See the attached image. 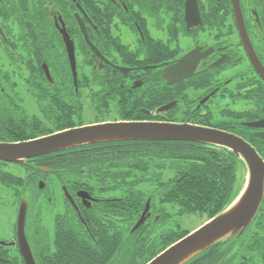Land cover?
<instances>
[{"label": "flooded vegetation", "instance_id": "1", "mask_svg": "<svg viewBox=\"0 0 264 264\" xmlns=\"http://www.w3.org/2000/svg\"><path fill=\"white\" fill-rule=\"evenodd\" d=\"M32 84L41 85L42 101L74 86L63 103L81 106L83 118L60 130L117 121L200 125L237 135L264 162V0H0V129L10 133L0 143L47 135L30 137L33 118L48 127ZM130 142L175 141H106L0 158V264H79L73 249L83 239L106 251L113 229L124 232L129 218L134 225L147 202L139 228L173 226L174 204L150 188L129 215L137 197L128 195V174L99 167ZM238 159L237 194L247 176ZM145 177L165 183L173 174ZM261 213L264 180L246 229L264 238L255 229ZM125 235L119 257L99 254L92 264H121Z\"/></svg>", "mask_w": 264, "mask_h": 264}, {"label": "trees", "instance_id": "2", "mask_svg": "<svg viewBox=\"0 0 264 264\" xmlns=\"http://www.w3.org/2000/svg\"><path fill=\"white\" fill-rule=\"evenodd\" d=\"M40 86L32 84V91L39 94L38 106L48 127L46 129L40 126L39 123L44 124L39 120L40 116L33 118L30 137L54 133V130L61 131L60 129L74 125L83 118L81 106L63 103L69 92L74 93L73 85H63V89L58 92L54 89L48 91L45 101L40 99L42 97ZM82 86L77 85L78 91ZM8 134L10 133L7 130L0 129V137ZM112 155L109 160H102L99 167L101 170L128 174L127 188L130 190L128 195L137 197V201L129 204V215L140 210L141 197H145L144 191L148 188L160 202L165 200L175 207L173 226L165 223L158 226H141L131 231L133 218L128 219V227L124 232H120L122 235L126 234L121 264H145L166 246L189 232V229L181 228L180 221L184 217L197 216L208 220L224 209L238 192L236 181L241 162L231 151L223 147L184 141L130 142L123 150H117ZM149 172H170L173 179L163 183L162 179L145 177ZM138 187L142 190L140 193L135 192L134 195L131 189ZM257 218L259 220L255 229L264 231V213ZM116 232L113 229L110 247L106 251L103 243H99L102 249L98 252L91 247L89 241L83 239L80 247L73 249L78 263L92 264L93 258H98L99 254L104 258L105 253L106 259L110 255L112 260L119 257L120 233ZM259 233L258 237L252 236L249 228L239 239L231 238L224 243H218L184 264H264V243L261 240L264 238L263 234ZM242 256L246 259H242Z\"/></svg>", "mask_w": 264, "mask_h": 264}, {"label": "water", "instance_id": "3", "mask_svg": "<svg viewBox=\"0 0 264 264\" xmlns=\"http://www.w3.org/2000/svg\"><path fill=\"white\" fill-rule=\"evenodd\" d=\"M85 39L88 42L86 34ZM44 69L47 72L46 67ZM73 76L75 79V72ZM167 108L168 105L159 110ZM119 140L187 141L215 145L226 148L240 158L247 170L245 185L224 209L166 246L145 264H184L218 243L239 238L255 217L263 196L264 162L249 143L225 130L187 123L103 122L67 128L27 141L0 143V158L21 161L22 158L74 146ZM148 206L147 202L131 231L142 224Z\"/></svg>", "mask_w": 264, "mask_h": 264}, {"label": "rangeland", "instance_id": "4", "mask_svg": "<svg viewBox=\"0 0 264 264\" xmlns=\"http://www.w3.org/2000/svg\"><path fill=\"white\" fill-rule=\"evenodd\" d=\"M239 177L236 181V186L239 187L243 180L239 181ZM205 218H199L197 216H186L180 221L181 228L189 229V231L194 230L196 227L204 223L206 220Z\"/></svg>", "mask_w": 264, "mask_h": 264}]
</instances>
